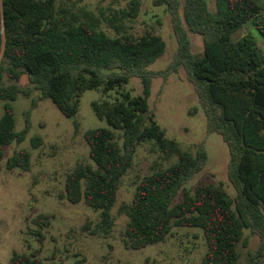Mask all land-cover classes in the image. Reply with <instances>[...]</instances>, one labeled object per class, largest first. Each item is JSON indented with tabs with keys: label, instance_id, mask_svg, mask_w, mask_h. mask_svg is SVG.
I'll return each instance as SVG.
<instances>
[{
	"label": "trees",
	"instance_id": "trees-1",
	"mask_svg": "<svg viewBox=\"0 0 264 264\" xmlns=\"http://www.w3.org/2000/svg\"><path fill=\"white\" fill-rule=\"evenodd\" d=\"M153 4L166 6L177 41L171 62L160 72L149 70L166 50L159 35L148 32L133 38L111 21L118 36L110 37L90 11L79 14L58 7L57 0H2L0 81L7 76L15 84H0L4 105L0 157L6 147L26 141L39 100H51L66 118L74 119L84 92L102 89L107 96L113 92L114 98L92 103L107 127L85 132L92 163L78 165L67 176L65 199L100 212L98 228L109 233L121 183L138 149L152 143L165 161L176 160L152 167L137 183L132 203L120 206L119 213L128 217L126 246L142 250L165 242L175 228H195L202 230L207 244L200 264H241L239 246L248 247L249 230L260 243L249 251L246 264H264V53L251 34L232 40L248 23L264 38V5L258 0H185L183 5L179 0H153ZM140 9L141 0H131L123 18L136 19ZM190 33L203 38L202 56L193 53ZM181 69L195 88L208 134L221 135L229 148L234 198L221 185L203 184L195 193L185 188L206 166L207 151L201 144L194 154L169 139L150 109L152 80ZM23 76L31 88L17 85ZM132 78L141 80L142 95L133 96L126 89ZM33 91L41 96L32 101L25 126L18 131L14 103ZM74 126L78 129L79 124L75 121ZM42 142L40 136L31 138L33 149ZM31 166L32 153L25 148L6 161L8 170L29 171ZM51 220L41 215L33 223L45 228ZM40 254L14 252L8 264H45Z\"/></svg>",
	"mask_w": 264,
	"mask_h": 264
},
{
	"label": "rangeland",
	"instance_id": "rangeland-1",
	"mask_svg": "<svg viewBox=\"0 0 264 264\" xmlns=\"http://www.w3.org/2000/svg\"><path fill=\"white\" fill-rule=\"evenodd\" d=\"M264 5V0H258ZM131 0H57L58 7H68L76 13L82 10L92 12L100 20V29L110 37H117L111 28L123 26L122 34L139 38L150 32L159 35L166 43L163 56L150 71L166 70L177 49L171 16L166 6H155L153 0H141V9L136 19L123 18L130 10ZM183 5L185 0H179ZM209 9L215 12L212 1ZM253 35L264 53V38L252 23L246 24L232 36L237 42L243 36ZM193 53L202 56L203 38L189 34ZM1 58V55H0ZM2 85L15 82L4 76ZM17 85L31 88L27 76ZM126 89L133 96L143 94L142 82L132 78ZM41 94L33 91L29 97L20 96L14 103L17 130L25 126V114L31 109L32 101ZM108 96L115 97L112 92ZM102 89L87 90L80 99L79 111L74 119L66 118L49 99L39 100L32 111V128L25 142L13 143L6 147L0 157V264H8L14 252L33 253L41 251L45 264H200L207 251L202 230L195 228H175L165 242L142 250H131L125 244L128 217L119 213L123 203L131 204L137 183L148 175L157 164L168 165L163 155L152 143L143 144L137 151L133 167L124 177L118 195V202L112 210L114 226L109 233L99 230L100 212L89 208L84 202L71 204L65 199L67 176L80 164L92 163L85 132L93 128L107 127L94 113L92 103L108 97ZM150 109L158 124L169 139L178 142L184 150L196 153L203 144L208 162L203 170L185 188L192 193L203 184L221 185L234 198L236 190L228 178L230 153L221 135L208 134L207 119L200 107L195 88L187 78L186 71L167 78L152 80ZM195 109V111H194ZM4 105L0 103V118ZM79 124L75 128L74 122ZM40 136L42 145L33 149L31 138ZM28 149L32 153L29 171L8 170L6 161L15 151ZM183 197L180 192L178 200ZM41 215L52 217L51 225L39 228L33 220ZM248 247L239 246L241 264L248 262L249 251H254L260 243L257 235L249 230Z\"/></svg>",
	"mask_w": 264,
	"mask_h": 264
},
{
	"label": "water",
	"instance_id": "water-1",
	"mask_svg": "<svg viewBox=\"0 0 264 264\" xmlns=\"http://www.w3.org/2000/svg\"><path fill=\"white\" fill-rule=\"evenodd\" d=\"M0 4L2 5V0H0ZM1 58H2V54H1ZM1 58H0V62H1Z\"/></svg>",
	"mask_w": 264,
	"mask_h": 264
}]
</instances>
